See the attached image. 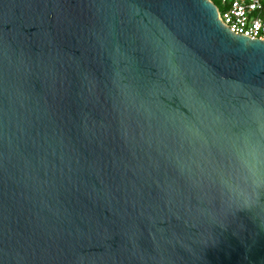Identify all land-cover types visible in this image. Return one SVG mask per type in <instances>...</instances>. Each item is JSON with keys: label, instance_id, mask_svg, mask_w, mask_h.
I'll list each match as a JSON object with an SVG mask.
<instances>
[{"label": "water", "instance_id": "95a60500", "mask_svg": "<svg viewBox=\"0 0 264 264\" xmlns=\"http://www.w3.org/2000/svg\"><path fill=\"white\" fill-rule=\"evenodd\" d=\"M0 264H264V40L212 0H0Z\"/></svg>", "mask_w": 264, "mask_h": 264}, {"label": "built area", "instance_id": "2783aa9c", "mask_svg": "<svg viewBox=\"0 0 264 264\" xmlns=\"http://www.w3.org/2000/svg\"><path fill=\"white\" fill-rule=\"evenodd\" d=\"M218 16L232 32L264 40V20L260 0H217Z\"/></svg>", "mask_w": 264, "mask_h": 264}, {"label": "trees", "instance_id": "16d2710c", "mask_svg": "<svg viewBox=\"0 0 264 264\" xmlns=\"http://www.w3.org/2000/svg\"><path fill=\"white\" fill-rule=\"evenodd\" d=\"M218 2V8L220 9V6H219V1ZM260 3H261V9L259 11V15L260 17L264 20V0H260Z\"/></svg>", "mask_w": 264, "mask_h": 264}, {"label": "rangeland", "instance_id": "374dc122", "mask_svg": "<svg viewBox=\"0 0 264 264\" xmlns=\"http://www.w3.org/2000/svg\"><path fill=\"white\" fill-rule=\"evenodd\" d=\"M214 3H215V5H217L218 6V2H217V0H212ZM220 10V9H219Z\"/></svg>", "mask_w": 264, "mask_h": 264}]
</instances>
